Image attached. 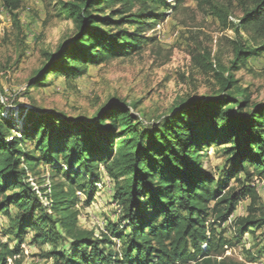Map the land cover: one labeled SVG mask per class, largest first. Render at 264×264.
Here are the masks:
<instances>
[{
  "label": "trees",
  "instance_id": "obj_1",
  "mask_svg": "<svg viewBox=\"0 0 264 264\" xmlns=\"http://www.w3.org/2000/svg\"><path fill=\"white\" fill-rule=\"evenodd\" d=\"M182 1L59 2L57 16L72 22L75 33L46 56L27 88L50 76L72 85L89 67L137 55L154 42L148 32ZM195 1L210 5V15L235 35L230 66L217 65L216 96L180 100L147 125L133 108L113 100L82 122L31 111L19 129L0 101V219L7 220L0 229V264H19L25 244L49 246L42 256L48 264H237L222 257L231 242L217 229L247 198V215L233 222L236 242L249 232H264V206H256L252 185L254 178L264 181V104L253 103L233 77L264 54V0H235L241 13L235 24L211 0ZM23 3L0 0L17 27ZM202 61L212 69L209 55ZM209 150L224 159L218 174L204 167ZM40 167L50 186L34 190L28 179ZM102 175L113 185L120 222L95 238L79 228L77 208L80 196L91 205Z\"/></svg>",
  "mask_w": 264,
  "mask_h": 264
},
{
  "label": "rangeland",
  "instance_id": "obj_2",
  "mask_svg": "<svg viewBox=\"0 0 264 264\" xmlns=\"http://www.w3.org/2000/svg\"><path fill=\"white\" fill-rule=\"evenodd\" d=\"M64 1L23 0L18 27L0 5V101L5 106V114L18 123V129L31 111L82 122L90 120L113 100L133 108L147 125L168 115L180 100H200L219 94L217 65L230 66L235 35L210 15V5L198 6L195 0H183L164 20L157 22L148 32L154 42L144 46L137 55L89 67L72 85L62 77L50 76L41 86L28 89V82L47 63L46 56H54L75 33L72 22L57 16L58 3ZM211 5L230 13L227 18L230 24H235L241 15L235 0H211ZM240 36L249 46L253 45L245 33L241 32ZM207 55L212 69L200 65H204L202 57ZM233 77L237 87L246 90L253 103L264 104V54L249 59ZM223 161L221 153L209 150L204 167L218 174ZM37 172L38 175L29 177L30 186L34 190L48 188L46 168L40 167ZM230 185L236 186V183L232 181ZM252 185L259 198L256 206H264V181L254 178ZM112 188V183L102 175L90 206H85V199L80 196L79 228L92 232L95 238L108 234L109 225L120 222V209L112 201ZM249 203L248 198L242 200L229 221L217 229V233L231 242L222 257L237 264H264L263 230L249 232L239 242L235 239L233 222L247 215ZM3 226L7 227V220L1 217L0 229ZM4 241L14 246L12 238ZM115 244L114 250L119 248ZM21 249L19 264H48L42 256L50 250L49 246L25 244Z\"/></svg>",
  "mask_w": 264,
  "mask_h": 264
}]
</instances>
